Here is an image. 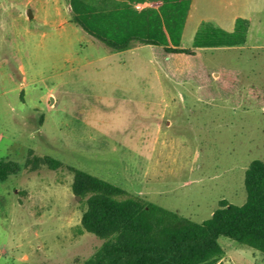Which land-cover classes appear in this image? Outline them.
<instances>
[{"label": "rangeland", "instance_id": "374dc122", "mask_svg": "<svg viewBox=\"0 0 264 264\" xmlns=\"http://www.w3.org/2000/svg\"><path fill=\"white\" fill-rule=\"evenodd\" d=\"M252 1L250 28L239 21L230 37L238 0H196L184 45L213 48L178 59L190 75L161 109L137 64L100 59L109 47L71 21L67 0H0V160L20 168L0 182V264H84L102 246L81 226L70 166L196 222L222 199L245 203L246 170L264 159V0ZM30 151L63 165L31 171ZM219 242L215 264H264Z\"/></svg>", "mask_w": 264, "mask_h": 264}, {"label": "trees", "instance_id": "16d2710c", "mask_svg": "<svg viewBox=\"0 0 264 264\" xmlns=\"http://www.w3.org/2000/svg\"><path fill=\"white\" fill-rule=\"evenodd\" d=\"M67 1L71 21L112 51L129 49L136 41L158 45L173 41L178 45L191 2L162 0L158 14L133 10L129 4L108 8L94 4L93 0ZM140 23L145 28L135 29V24ZM236 31L225 33L232 37ZM235 44L232 39L227 45ZM165 49L197 58L202 54L192 48ZM29 155L25 166L31 171L63 165L50 156L34 155L32 151ZM70 169L74 172V193L86 199L81 226L103 240L84 264H215L224 252L221 237L264 254V159L252 161L246 170L245 203L236 205L222 199L211 217L202 222L149 202L86 171L73 166ZM19 171L16 163L0 160V182Z\"/></svg>", "mask_w": 264, "mask_h": 264}, {"label": "crops", "instance_id": "0c3cea01", "mask_svg": "<svg viewBox=\"0 0 264 264\" xmlns=\"http://www.w3.org/2000/svg\"><path fill=\"white\" fill-rule=\"evenodd\" d=\"M32 1V0H30ZM94 4L99 6H104L108 8H113L119 6L121 4H129L133 10L142 11L144 10L146 13L149 11L156 12L161 14V8L163 5L162 0H93ZM196 0H191L186 21L183 26V31L181 34V38L179 39V44L175 45L173 41H170L167 45H158L151 43H142V42H134L133 46L129 49L123 51H112L109 48L108 55H101L100 59H107L105 57L114 58V63L118 64H126L127 60L133 61L138 66V70H136V75L139 80H150L146 82V87L148 88H156V92L158 91L161 97L156 101L148 100L147 104L149 107H154V105H158L161 109H164V105L166 103L169 108L172 103L164 102L165 95H174L175 91H178L175 85L180 86V77L183 75H190V71L181 70V67L178 65V59L187 58V54L179 53V52H170L165 49V47L170 48H192L196 50H204L209 51L213 46H196L197 44H192L191 46L184 45V37L186 33V29L188 26V21L190 20L192 13L195 9ZM255 2L252 0H238V7L236 12L233 13L232 17L226 22V28H224L227 32L232 33L238 29V20H242L240 23L245 24L249 29L251 23L253 21V14L255 10L254 6ZM143 23L140 25L135 24V29H141L143 27ZM202 25V21L198 22L194 32L197 33ZM133 28V25H131ZM165 26L164 22H162V28ZM130 27V26H129ZM145 28V27H143ZM195 35V34H194ZM195 37V36H194ZM95 46L100 48V45L104 42L95 38ZM100 52V51H99ZM118 57V58H115ZM108 58V59H109ZM112 61V60H111ZM140 65V66H139ZM134 74V75H135ZM142 84V82H140ZM150 90V89H149ZM160 109V110H161ZM167 124H171V121L168 120ZM148 132V131H147ZM146 132V136H147ZM154 171H158L159 168H153ZM138 194H144L142 191H139ZM149 202H151L149 200ZM153 203V202H152ZM213 213V212H212ZM6 253V251H5ZM24 259H27V255H23Z\"/></svg>", "mask_w": 264, "mask_h": 264}, {"label": "water", "instance_id": "95a60500", "mask_svg": "<svg viewBox=\"0 0 264 264\" xmlns=\"http://www.w3.org/2000/svg\"><path fill=\"white\" fill-rule=\"evenodd\" d=\"M28 14H29V16H30V17H32V16H33V13H32V11H30V10H29Z\"/></svg>", "mask_w": 264, "mask_h": 264}]
</instances>
